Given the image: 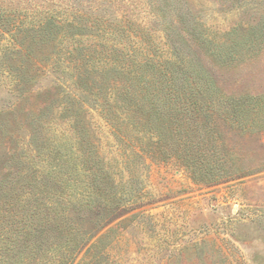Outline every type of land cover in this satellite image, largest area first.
<instances>
[{
  "label": "rangeland",
  "instance_id": "374dc122",
  "mask_svg": "<svg viewBox=\"0 0 264 264\" xmlns=\"http://www.w3.org/2000/svg\"><path fill=\"white\" fill-rule=\"evenodd\" d=\"M0 6L28 12L29 19L41 13L55 14L65 26L76 16L77 22L89 26L96 16L107 12L113 23L108 24L109 29L121 35H109L108 47L126 50L142 62L149 57L156 62L170 59L177 66L179 80L197 77L214 87L205 93L208 95L264 97V0H0ZM119 19L127 21V26L117 25ZM124 26L129 38L122 33ZM80 34L74 49L67 41H57L58 48L55 42L32 44L31 33L19 37L38 56L33 61L46 70H39L19 99L14 93L16 82L0 68V188L1 182L12 179L14 188L24 186L29 191L27 178L33 177L32 184L37 177L49 179L52 167L64 158L70 164L59 173L77 180L84 169L81 162L95 157L96 150L95 158L104 161L108 170L110 189L123 195L122 206L128 212L94 239L93 264H264V132L242 134L229 131L223 123L217 125L230 148L240 150L242 157L236 158L241 161L234 162L231 170L244 177L212 187L198 185L178 162L188 157H163L150 141L156 139L147 125L139 133L127 131L130 142H135L132 145L142 141L143 148L126 157L134 151L127 144L124 156L94 92L93 96L82 93L76 79V75L92 71V79L104 81L99 92L106 101L101 103L114 105L107 102V80L116 73L103 75L101 71L109 59L97 63L82 60L86 46L108 47L100 44L102 36L95 30ZM68 50H74L77 58L69 57ZM51 57L57 62L54 68L48 62ZM24 59H9L7 66L14 67ZM68 92L81 96L87 106V128L78 138L62 112ZM16 101L21 120L11 113ZM29 110L40 116L39 121L30 122ZM263 113L254 115V125H262ZM41 122L46 123L43 128ZM87 139L92 146L84 142L81 152L79 143ZM42 187L36 183L33 189L38 192ZM12 212L16 219L22 218L21 211ZM21 250L24 254L19 262L28 251L23 246ZM12 254L9 261H17Z\"/></svg>",
  "mask_w": 264,
  "mask_h": 264
},
{
  "label": "trees",
  "instance_id": "16d2710c",
  "mask_svg": "<svg viewBox=\"0 0 264 264\" xmlns=\"http://www.w3.org/2000/svg\"><path fill=\"white\" fill-rule=\"evenodd\" d=\"M37 12L33 11L32 15ZM111 18V15L104 12L87 26L77 22L76 16V20H71L65 26L55 14L41 13L29 19L28 12L21 14L15 9L0 6V68L2 73L8 74L16 82L14 93H18V99L24 96L27 85L39 70L44 69L43 64L33 61L38 60V56L32 55L31 46H26L19 37L26 38L31 33L32 44L67 41L74 49L82 31L86 30L91 34L95 30L102 36L100 44L108 47V36L114 34L115 38L117 35L108 27V24L113 25ZM120 24L127 26V21L119 19L117 25ZM126 28L124 26L121 30L129 38ZM55 48H58L57 44ZM94 48L86 46L82 49V52H86L82 60L88 59L92 63L93 59L97 63L104 62L103 58L109 59L106 62L109 63L108 66L101 65V71L103 75L110 71L116 73L114 79L109 77L107 80L109 86L106 85L109 92L107 102L113 101L114 105L101 103L106 101L99 92L104 81L100 83L102 78L92 79V71L76 75V79L78 78L80 88H83L82 93L88 91L93 96L94 92L93 98L99 102L100 112L114 132L121 154L125 156L128 152V149H124L127 144L134 151H130L126 157H132L134 153L138 154V150H142V141H138L134 147L132 144L135 142H130L132 139L127 131L131 129L133 134L139 133L147 125L151 127L152 136L156 139L153 141L151 138L150 141L163 157H188V160L181 158L178 162L187 168L198 185L212 187L244 177L231 170L235 166L234 162L241 161L236 158L242 157L238 154L240 150L230 148L219 135L217 125L223 123L229 131L236 129L242 134L264 132V122L260 126L253 124L254 115L264 112V97L246 95L223 98L221 95H208L205 93L214 87L199 81L197 77L179 80L175 76L177 66L170 59L156 62L149 57V61L142 62L135 55L126 53V50H118L112 46L107 50ZM66 54L77 58L74 50H68ZM18 56H24L25 59L14 67H8V60ZM28 62H31L29 67ZM48 62L53 68L57 66L53 57ZM44 71L46 72L45 69ZM65 98L67 102L62 112L69 118L68 123H72V135L78 138L81 130L87 128L84 118L87 106L82 97L75 93L68 92ZM17 101L11 113L15 119L21 120ZM31 110L27 116L32 118L31 123H36L40 116ZM50 123L52 124H48ZM45 125L46 123H39L41 128ZM137 139L140 140L138 137ZM84 142L91 145L90 139L79 143L81 152ZM93 153L98 157V151L93 150ZM95 157L81 162L84 169L74 181L59 173V169L70 164L64 158L52 167L53 171L47 175L49 179L37 177L32 184L33 177L27 178L26 182L31 188L29 191L24 186L22 190L14 188L16 183L12 179L1 182L0 264H93L94 254L91 251L94 239L114 220L128 212L122 206L123 195L110 189V178L104 161L100 162ZM36 183L43 185L38 192L34 191ZM12 209L16 213L21 211L22 218L16 219ZM22 246L28 251L19 262L24 254L21 252ZM10 253H13V258L18 257L17 261L15 258L9 261Z\"/></svg>",
  "mask_w": 264,
  "mask_h": 264
}]
</instances>
